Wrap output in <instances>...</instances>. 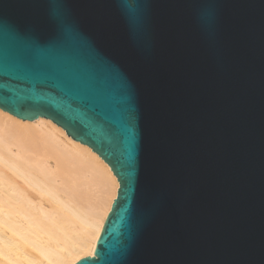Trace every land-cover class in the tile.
I'll return each instance as SVG.
<instances>
[{"label":"water","instance_id":"1","mask_svg":"<svg viewBox=\"0 0 264 264\" xmlns=\"http://www.w3.org/2000/svg\"><path fill=\"white\" fill-rule=\"evenodd\" d=\"M0 108L132 173L75 264H264V0H0Z\"/></svg>","mask_w":264,"mask_h":264},{"label":"bare ground","instance_id":"2","mask_svg":"<svg viewBox=\"0 0 264 264\" xmlns=\"http://www.w3.org/2000/svg\"><path fill=\"white\" fill-rule=\"evenodd\" d=\"M117 188L110 167L63 128L0 108V264L93 256Z\"/></svg>","mask_w":264,"mask_h":264},{"label":"snow or ice","instance_id":"3","mask_svg":"<svg viewBox=\"0 0 264 264\" xmlns=\"http://www.w3.org/2000/svg\"><path fill=\"white\" fill-rule=\"evenodd\" d=\"M125 18H126V21L128 23V26H129L130 30L133 33H137V31L141 28V26L143 24L142 17L140 15H138L134 9L130 8L128 13H127V16ZM109 68L114 74L120 76L122 81H123V77H122L121 73L119 72V70L117 68H115L112 65H109ZM126 92H127L128 97H129V100H130V94H129L127 88H126ZM128 139H129V143H128V158H129V165L131 166L132 154L134 152V147H133L134 146V137L132 136L131 133H129ZM110 163H111V161H110ZM112 170L116 173V175H117V177L119 179L118 187H121L123 189V193L127 197L130 185L132 183V173L131 172H128V173L121 172L116 167L115 164H113Z\"/></svg>","mask_w":264,"mask_h":264}]
</instances>
